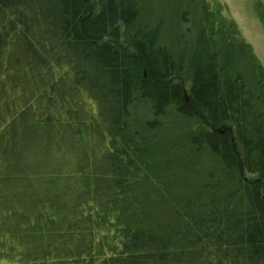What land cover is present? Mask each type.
<instances>
[{"label":"trees","instance_id":"1","mask_svg":"<svg viewBox=\"0 0 264 264\" xmlns=\"http://www.w3.org/2000/svg\"><path fill=\"white\" fill-rule=\"evenodd\" d=\"M4 78L0 258L264 264V66L223 3L0 0Z\"/></svg>","mask_w":264,"mask_h":264},{"label":"rangeland","instance_id":"2","mask_svg":"<svg viewBox=\"0 0 264 264\" xmlns=\"http://www.w3.org/2000/svg\"><path fill=\"white\" fill-rule=\"evenodd\" d=\"M218 1H220L227 7L229 14L236 21L245 39L251 44L254 52L258 56L262 65L264 66V0H218ZM9 58L12 62L10 67L11 70L17 71L18 69H25V66L28 65V61H25L24 59L21 60L20 58L18 59L12 56H10ZM4 79H2L0 83V92L4 94L3 96L4 101L1 104L0 109L4 111L7 108V105L10 103L13 104V106H17L18 108H23L25 104L24 102L28 100V90L23 92L22 88L19 85H17L13 80L7 82L6 79L5 81ZM62 102L64 106H69L71 101L66 98ZM90 103L91 100L87 97L84 100V102H82V107L79 108L80 111L83 112L84 117H86L87 114L86 112L91 105ZM32 112L34 114H32L31 112L25 114L27 118L32 117V119H34V117L36 116V107L34 110H32ZM53 113L54 115H57L58 111L54 110ZM71 115L73 116V114L70 113V115L67 117V120L70 121L71 126L67 125L65 127L66 130L65 128L63 129V133L64 130L67 133L65 135L67 136L66 142H68V144H69V137L71 139L75 138L74 137L75 134L79 132V131L74 132L73 129L74 128L82 129L84 126V124H77ZM0 125L1 127L6 126L7 129L9 128L11 129L10 125L8 124L4 125L3 122H1ZM83 135L85 136L84 131H83ZM99 138L101 143L98 140ZM102 139H103L102 136H98L96 138V140L100 144H102ZM87 144L90 145V142ZM97 148H98L97 145H95L94 151H96ZM59 150H61L59 146L57 148H54L55 153H57ZM88 150L87 151L84 150V152H89ZM245 176L247 178L252 177V175L248 172H246ZM0 264H16V263L7 259L0 258Z\"/></svg>","mask_w":264,"mask_h":264}]
</instances>
